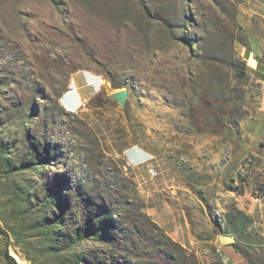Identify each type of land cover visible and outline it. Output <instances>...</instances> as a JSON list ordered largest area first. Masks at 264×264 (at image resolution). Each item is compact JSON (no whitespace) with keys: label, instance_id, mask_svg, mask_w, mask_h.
I'll list each match as a JSON object with an SVG mask.
<instances>
[{"label":"rangeland","instance_id":"374dc122","mask_svg":"<svg viewBox=\"0 0 264 264\" xmlns=\"http://www.w3.org/2000/svg\"><path fill=\"white\" fill-rule=\"evenodd\" d=\"M246 2L0 0V264L5 253L16 264H176L143 227L128 232L140 214L164 232L177 223L182 240L168 237L198 264L195 250L225 264L219 237H228L226 219L239 216L256 239L244 254L264 264V159L256 153L226 182L236 191L230 198L217 188L206 194L218 201L206 202V226L192 228L191 241L179 228L189 149L198 156L200 145L213 175L215 141H226L228 159L230 141L241 143L239 117L258 106L251 96L257 84L236 73V61L246 68L248 42L236 21ZM121 91L123 103L112 97ZM207 107L218 112V124ZM136 145L152 159L131 168L123 153ZM88 212L97 234L77 239ZM113 234L126 247L135 240L142 257L108 260Z\"/></svg>","mask_w":264,"mask_h":264},{"label":"crops","instance_id":"0c3cea01","mask_svg":"<svg viewBox=\"0 0 264 264\" xmlns=\"http://www.w3.org/2000/svg\"><path fill=\"white\" fill-rule=\"evenodd\" d=\"M237 24L243 30L244 35L247 38L248 48H243L242 55L246 62V70L251 79L257 84L254 91H251L253 96L258 101V106L252 116L248 119H242L239 121L238 126L241 132V143L239 148L236 146L235 141L229 143V158L226 159L223 155V148L226 141L217 139L215 142V154L213 157L214 170L213 175L207 167V160L200 158L199 150L200 145H196L198 148L197 155L191 156L189 149L186 160L183 165L182 179L184 189H182V195H186L187 192V207L182 216L179 228L182 229V233L187 235L186 240L191 241L192 228L201 225L206 226L205 217V204L207 201L214 199L217 202V198L206 197V194L210 189L217 188V194L230 198L236 191L233 186L227 185L226 182H233L238 170L239 162H241L250 153H256L260 158L264 159V0H247L245 4H240L237 14ZM75 85L72 83L70 92L73 93ZM64 97H68L66 94ZM82 99L75 101L74 105H80ZM170 159L171 166L176 169L175 159ZM123 159L125 164L131 168L140 167L150 162L152 159L151 153L138 145L127 148L123 153ZM175 180V177H172ZM173 190V189H171ZM176 190V189H174ZM141 193L146 196L154 194L151 189H140ZM172 192V191H171ZM239 207L242 206V201L247 196V191L244 196L237 194ZM236 200V199H235ZM149 216H153L152 213H148ZM246 220L239 216L227 218L225 221L224 232L228 237L232 239V243L228 245H221L219 247L220 256L228 260H222L225 264H248L239 254L234 251V247L239 248L243 253L248 251L249 246H253V242L256 239L248 235L246 227ZM160 227L163 226L159 221L156 222ZM174 230L165 229V233L172 240L181 241L180 235L177 233V223L174 222ZM176 231V232H175ZM218 233L217 235H219ZM214 239L210 237L209 243H212ZM195 253L199 257V264H210V258L198 250Z\"/></svg>","mask_w":264,"mask_h":264},{"label":"trees","instance_id":"16d2710c","mask_svg":"<svg viewBox=\"0 0 264 264\" xmlns=\"http://www.w3.org/2000/svg\"><path fill=\"white\" fill-rule=\"evenodd\" d=\"M230 21H231V24L233 26L238 27L237 24L235 23L234 19H231ZM239 30H240V28H239ZM188 44L191 45V43H188ZM236 64L239 67V69H237V71H236V73H238L239 78H241V79L245 78L247 76L246 68L244 67L243 64H240L237 61H236ZM111 86H112V88H118L114 84H112ZM99 95L100 94L95 95L89 101V106H91L93 104V102L99 97ZM28 104L30 106V102ZM207 110H208L210 116L218 124V118H219L218 112L216 110H214L212 107H207ZM239 118H240V120H242L243 116H240ZM90 199L91 198L88 197L86 200H90ZM139 216L142 219V222H137V221L132 222L131 227H128L129 229H127L129 233L134 232L135 234H138L139 226H141L144 228V231H146L147 233L150 234L149 241H150L151 245L158 251L162 247L164 249V251L166 252L167 256L169 258H172L176 264H198L197 259L195 258L194 255L189 254L187 252V250L183 249L178 243L172 241L158 225H156L155 223L150 221V219L147 215L140 214ZM103 224L107 225L108 223H107V221H105ZM93 225H94L93 224V213L88 212L86 218L84 219V221L82 223L81 234H80V236L77 237V239H81L85 235L86 236L87 235L88 236L96 235L97 233H94V230L92 229ZM112 225L115 226V224L113 222H112ZM112 225H110V227H112ZM117 230H120V229H117ZM119 238H120L119 236L116 237L115 234H113L111 241H108L111 245V248H113L109 254L110 257L108 258V260L113 262L112 260H114V258H116V255H119V254L124 255L125 253L130 254L131 256H133L135 258H141L142 257L141 254L136 255L134 253V252H136V250H138V247L136 245L135 240L128 242L129 247L131 248V249H129V247H126V242L121 241V239H119ZM234 251L237 254H239L240 257H242L248 264H251L248 257L241 250H239V248L234 247ZM4 260L7 264H16L14 262V260L12 259V257H10L8 255V253H5ZM122 264H128V263L122 262Z\"/></svg>","mask_w":264,"mask_h":264},{"label":"water","instance_id":"95a60500","mask_svg":"<svg viewBox=\"0 0 264 264\" xmlns=\"http://www.w3.org/2000/svg\"><path fill=\"white\" fill-rule=\"evenodd\" d=\"M112 97L115 100L119 101L120 103H123L125 98H126V92H124V91L116 92V93L112 94ZM219 242L221 245H228V244L232 243V239L230 237L220 236Z\"/></svg>","mask_w":264,"mask_h":264},{"label":"built area","instance_id":"2783aa9c","mask_svg":"<svg viewBox=\"0 0 264 264\" xmlns=\"http://www.w3.org/2000/svg\"><path fill=\"white\" fill-rule=\"evenodd\" d=\"M148 174H149L150 178H156L158 176V172L154 169H151V168L149 169ZM222 260H228V259L222 258ZM231 264H234V263H231Z\"/></svg>","mask_w":264,"mask_h":264}]
</instances>
